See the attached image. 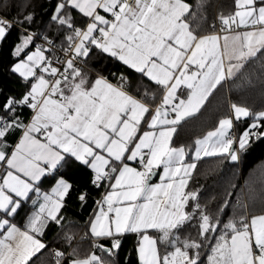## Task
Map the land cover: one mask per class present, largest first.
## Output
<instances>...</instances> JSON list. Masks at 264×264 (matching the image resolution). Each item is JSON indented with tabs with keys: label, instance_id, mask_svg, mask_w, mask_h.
<instances>
[{
	"label": "snow or ice",
	"instance_id": "6c2138e0",
	"mask_svg": "<svg viewBox=\"0 0 264 264\" xmlns=\"http://www.w3.org/2000/svg\"><path fill=\"white\" fill-rule=\"evenodd\" d=\"M46 2L37 25L35 0H0V264H32L45 250L53 264H119L127 234L137 264H264V212L224 222L189 188L198 161H238L264 138V110L232 103L191 158L173 143L219 87L264 58V0H231L228 11L213 0ZM80 170L107 189L83 255L69 233H57L63 248L44 239L53 225L63 230L73 197L87 203L69 175Z\"/></svg>",
	"mask_w": 264,
	"mask_h": 264
},
{
	"label": "trees",
	"instance_id": "16d2710c",
	"mask_svg": "<svg viewBox=\"0 0 264 264\" xmlns=\"http://www.w3.org/2000/svg\"><path fill=\"white\" fill-rule=\"evenodd\" d=\"M189 2L192 3L193 0H189ZM213 2L224 4V10L228 11L231 0H213ZM35 11L37 25H39L41 22L47 21L51 7L46 0H35ZM210 11L214 13L215 9ZM36 30L41 29L37 28ZM206 30L210 29L206 28ZM16 37L17 31L14 29L3 46L2 56L5 66L10 60V48ZM261 63H264V58L251 61L244 69V76L235 81L229 80L219 87L209 97L199 113L182 123L178 135L174 137V145H183L187 149H192L196 139L214 129L219 119L230 114L232 103L245 105L253 112L264 110V87L261 85V79L264 78L260 76ZM107 68L111 72L122 70V66L119 64L109 63ZM246 77H251V86L245 82ZM12 86L19 87L16 84ZM248 123V120L235 123L234 131L238 137ZM69 175L79 189H86L89 192L88 201L81 206L73 197L64 209L66 220L63 230L53 225L44 239L50 249L63 248L65 247L64 241L57 237V233H60L61 236L64 233H69L75 237L74 245L78 243L79 251L83 255L92 250L89 238L85 237L87 221L88 216L93 213L95 201L98 200L104 188L97 189L89 184L90 172L87 170L71 172ZM189 188L198 190L200 203L207 205V210L213 215H219L224 222L228 218L238 217L247 211L248 214L264 212V138L253 140L247 150L240 153L238 161H231L220 156L205 157L198 161ZM225 202H227V207L223 212H218ZM189 232L195 236L194 229L190 228ZM82 237L84 238L81 239ZM135 240L134 234L125 236L118 256L119 264H137L133 250ZM103 243L107 242L103 241ZM207 251L205 249L202 255L206 256ZM126 256L129 257L128 261L125 260ZM32 264H53L50 251L45 250L43 254H39L34 258Z\"/></svg>",
	"mask_w": 264,
	"mask_h": 264
},
{
	"label": "crops",
	"instance_id": "0c3cea01",
	"mask_svg": "<svg viewBox=\"0 0 264 264\" xmlns=\"http://www.w3.org/2000/svg\"><path fill=\"white\" fill-rule=\"evenodd\" d=\"M210 131H212V130H210ZM209 132V131H208ZM208 132H206L204 135H202L201 137H199V138H202L203 136H205ZM198 138V139H199ZM194 147H195V144H194V146H193V151H191L190 153H189V157L191 158L192 156H194ZM154 182H158V178H157V180H155ZM45 190H47L46 189V187H45ZM107 189L106 188H104L103 189V191H102V193L100 194V197L98 198V200L99 199H101V196H102V194H103V192L104 191H106ZM96 209V204H94V207H93V209H92V212H94V210ZM262 213V212H261ZM93 214V213H92ZM92 214L90 215V216H88V220H89V218L92 216ZM246 214H248V211L246 212ZM258 214H260V213H253V214H248V215H258ZM86 231H87V227H86ZM107 242V241H106Z\"/></svg>",
	"mask_w": 264,
	"mask_h": 264
},
{
	"label": "built area",
	"instance_id": "2783aa9c",
	"mask_svg": "<svg viewBox=\"0 0 264 264\" xmlns=\"http://www.w3.org/2000/svg\"><path fill=\"white\" fill-rule=\"evenodd\" d=\"M106 75H107V74H106ZM111 78H112V77H110V79H111ZM232 135H234L235 137L239 138V137L236 135L234 129H233ZM51 249H52V248H51ZM51 257H52V256H51Z\"/></svg>",
	"mask_w": 264,
	"mask_h": 264
},
{
	"label": "rangeland",
	"instance_id": "374dc122",
	"mask_svg": "<svg viewBox=\"0 0 264 264\" xmlns=\"http://www.w3.org/2000/svg\"><path fill=\"white\" fill-rule=\"evenodd\" d=\"M214 129H215V128H214ZM214 129H212V131H213Z\"/></svg>",
	"mask_w": 264,
	"mask_h": 264
}]
</instances>
